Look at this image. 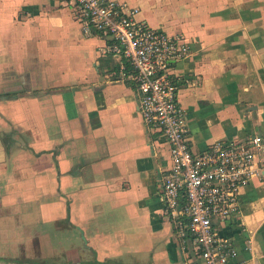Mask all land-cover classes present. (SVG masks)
<instances>
[{
  "label": "crops",
  "instance_id": "obj_1",
  "mask_svg": "<svg viewBox=\"0 0 264 264\" xmlns=\"http://www.w3.org/2000/svg\"><path fill=\"white\" fill-rule=\"evenodd\" d=\"M117 1L185 35L192 52L172 74L194 152L264 136L259 0ZM63 6L0 0V264H204L167 215L169 145L108 36ZM239 200L221 232L238 251L231 264H264V182Z\"/></svg>",
  "mask_w": 264,
  "mask_h": 264
},
{
  "label": "built area",
  "instance_id": "obj_2",
  "mask_svg": "<svg viewBox=\"0 0 264 264\" xmlns=\"http://www.w3.org/2000/svg\"><path fill=\"white\" fill-rule=\"evenodd\" d=\"M61 2L73 6L86 33L108 36L107 49L118 58L119 74L138 89L143 119L169 145L171 167L164 175L162 193L178 235L199 249L204 264H231L238 251L222 228L238 222L241 191L264 182V136L242 143L219 141L194 152L179 100L182 82L172 74L174 64L191 55L189 44L180 35L138 20V9L125 2Z\"/></svg>",
  "mask_w": 264,
  "mask_h": 264
},
{
  "label": "rangeland",
  "instance_id": "obj_3",
  "mask_svg": "<svg viewBox=\"0 0 264 264\" xmlns=\"http://www.w3.org/2000/svg\"><path fill=\"white\" fill-rule=\"evenodd\" d=\"M66 4L67 5H70V4H68V3H65V4H62V5H65V6H63V7H65V8H69L70 10H73L72 9V7L73 6H66ZM240 5L242 6L241 7V9L240 10H242V11H245V13H246V15H249V14H252V12H253V4H252V2H242V3H240ZM258 9H259V11H261L260 13H262V21H261V25L263 26V28L260 26V25H258V24H255L256 25V27H255V31L253 32V37L255 36L256 38L257 37H259L260 39H261V41H263L262 42V49H264V0H259L258 1V5H257V8L254 10V11H258ZM73 13V12H72ZM76 19V18H75ZM158 29H160V30H163V31H167L166 29H164V28H162V27H157ZM254 29V27H252L250 30H249V32H251V30H253ZM167 32H169V31H167ZM171 35H180L181 37H182V39L184 40V39H186V37H185V35L184 34H182V33H171V32H169ZM252 35V34H251ZM192 52V51H191ZM264 53V52H263Z\"/></svg>",
  "mask_w": 264,
  "mask_h": 264
}]
</instances>
